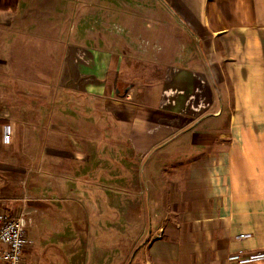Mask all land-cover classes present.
I'll use <instances>...</instances> for the list:
<instances>
[{
	"label": "crops",
	"instance_id": "0c3cea01",
	"mask_svg": "<svg viewBox=\"0 0 264 264\" xmlns=\"http://www.w3.org/2000/svg\"><path fill=\"white\" fill-rule=\"evenodd\" d=\"M134 1L140 10L112 11V0H19L16 11L0 10V212L14 204L20 158L23 204L38 202L28 214L40 236L81 223L136 234L145 211L160 232L150 264H264L229 260L264 254V0ZM138 64L163 78L140 75ZM52 77L55 109L31 107L30 92L47 95ZM78 95L122 108L108 110L118 140L96 141L94 125L79 123ZM115 147L131 154L113 159ZM144 190L150 207L146 196L128 222L127 197ZM125 233L108 241L124 243Z\"/></svg>",
	"mask_w": 264,
	"mask_h": 264
},
{
	"label": "rangeland",
	"instance_id": "374dc122",
	"mask_svg": "<svg viewBox=\"0 0 264 264\" xmlns=\"http://www.w3.org/2000/svg\"><path fill=\"white\" fill-rule=\"evenodd\" d=\"M117 3L112 2V11H118L121 8L127 7V10H133L131 7H134L135 9L138 8V4L135 3L134 0H112ZM135 6H133V4ZM137 6V7H136ZM126 10V9H124ZM138 10H140L138 8ZM140 63L143 64V61H140ZM142 64H138L139 66L134 68L137 73H140L148 76L150 79H162L164 72L161 69H155L152 73L151 71L153 69H150L149 67H145ZM33 83L31 85L32 88H35L34 85L38 86L36 84V79H26ZM47 83L45 86H47V95L44 94L43 91H38L37 94L31 96L30 92V99L29 101L31 107H45L47 105L48 107H54L56 106L57 100L54 98H59L58 94L56 93V87H58V84L56 85L54 82V78L46 80ZM44 81V82H46ZM5 84L0 83V109L5 106L6 103V89L4 88ZM20 84L15 81L13 87L18 94H22L23 89L20 88ZM141 86V85H138ZM149 87H151V90H153L152 85L148 84ZM22 87V86H21ZM49 88V89H48ZM126 84L118 85V89L120 91V95H123V92L125 91ZM33 90V89H32ZM150 91L149 89H147ZM28 92V91H27ZM151 92V91H150ZM4 96V98H2ZM63 103L65 104L64 107H68L70 100H66L63 96ZM77 101V107H78V119L79 123L83 125H94V131L91 133L94 135L93 138L95 140H101L103 138H106L110 135V139L112 140H118V130L115 125V121L110 118V115L108 113V110H110V113L112 114L113 110H122L119 105H114V103L110 102V104H106L100 99H91L88 97L80 96L78 95ZM21 101L18 99L17 102ZM46 101L44 105L42 103ZM93 114V115H92ZM38 115L35 116L32 119V123L35 124V122H38ZM69 119L70 116H63V118ZM51 117L50 115L47 116L48 124H51ZM91 136V135H90ZM117 148H112V158L119 160L118 157H122L123 155L128 156L131 154V151L128 149H125V152H121L120 154L122 156H119L117 153L116 156L113 155V151H116ZM120 150V149H119ZM35 152V153H34ZM31 154L33 157L38 156V150L37 149H31ZM17 164H15V171L13 176V181L15 183L14 189H12V198H15L13 206L10 208V213L14 215H20L24 213L28 219V233L33 242L31 253L27 254V260L29 264H150V260L148 258V247L151 243L152 236L160 235V232L157 231V229H152L149 219H145L146 212H143L144 220L142 222V231L140 228L137 229V233L135 234L134 228H94V229H88V227L85 226V224H80L77 228L68 229V234L65 235L62 232L59 234H55L54 232H51L50 229L46 230L43 236L39 235V230L37 227L38 220L36 218L35 213L28 214L29 210L31 211H37L38 209V202L34 201L31 203V205L24 206L23 204V196L26 194V190H23V181L24 173H23V166L21 159H17ZM22 166V167H21ZM33 166V164H32ZM117 163L112 164V171L116 170ZM128 168H133L135 166L138 167V165L134 163H128ZM19 167V168H17ZM134 171V170H133ZM133 183V180H132ZM129 191L131 189H128ZM133 191V190H131ZM9 192H11V189H9ZM148 198V205L150 207V197L146 194V191L144 190V195L137 197V201H135L134 196H128L127 197V221L128 222H134V211L133 208L135 207L134 204L138 203L143 199V207L145 205V199ZM154 198L161 199L162 197L156 195ZM153 198V200H154ZM132 205H131V204ZM29 206V208H28ZM28 208V209H27ZM132 208V209H131ZM150 212V211H149ZM151 215V212H150ZM32 224V225H31ZM126 230V240H124V243L120 244H114L110 243L108 240H110V237L112 236L111 232L114 235L122 234ZM63 231V230H62ZM94 234H93V232ZM141 231V235L140 232ZM92 232V233H91ZM110 234V235H109ZM90 235V236H89ZM93 236H95L93 240ZM42 237V238H40ZM99 239L101 242H97ZM67 240V242L65 241ZM97 240V241H96ZM94 242V243H93ZM41 256V257H40Z\"/></svg>",
	"mask_w": 264,
	"mask_h": 264
},
{
	"label": "built area",
	"instance_id": "2783aa9c",
	"mask_svg": "<svg viewBox=\"0 0 264 264\" xmlns=\"http://www.w3.org/2000/svg\"><path fill=\"white\" fill-rule=\"evenodd\" d=\"M12 141V130L9 126L3 129V142L9 144ZM28 219L24 213L14 215L9 212H0V264H26L25 254L32 248L33 241L28 233ZM241 239L249 238V235H241ZM243 251L232 256L229 260L239 263L264 261V254L251 255L243 258Z\"/></svg>",
	"mask_w": 264,
	"mask_h": 264
},
{
	"label": "trees",
	"instance_id": "16d2710c",
	"mask_svg": "<svg viewBox=\"0 0 264 264\" xmlns=\"http://www.w3.org/2000/svg\"><path fill=\"white\" fill-rule=\"evenodd\" d=\"M19 5V0H0V10L16 11Z\"/></svg>",
	"mask_w": 264,
	"mask_h": 264
}]
</instances>
